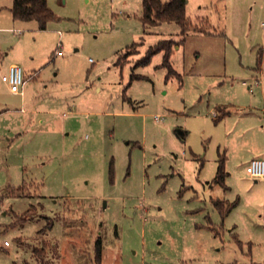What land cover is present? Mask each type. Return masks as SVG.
Here are the masks:
<instances>
[{
	"label": "rangeland",
	"instance_id": "rangeland-1",
	"mask_svg": "<svg viewBox=\"0 0 264 264\" xmlns=\"http://www.w3.org/2000/svg\"><path fill=\"white\" fill-rule=\"evenodd\" d=\"M13 2L0 63L27 80L14 93L0 72V264H264V177L247 172L264 158V0H187L200 30L173 74L163 52L136 66L183 38L146 26L143 0H47L45 29Z\"/></svg>",
	"mask_w": 264,
	"mask_h": 264
},
{
	"label": "trees",
	"instance_id": "trees-1",
	"mask_svg": "<svg viewBox=\"0 0 264 264\" xmlns=\"http://www.w3.org/2000/svg\"><path fill=\"white\" fill-rule=\"evenodd\" d=\"M11 12L15 19L38 20L41 29H45L47 23L54 19V14L48 6L47 0H14ZM141 19L146 26H155L163 22H177L182 27L181 35L183 38L180 41H175L173 39L160 40L157 44L151 46L147 54L136 64V66L148 65L155 54L163 52V65L170 69L171 74L176 73L170 61L174 47L184 42L190 30H200L197 25L193 24L190 17L187 16V0H143V13ZM131 54L132 52L128 51L126 58L131 56ZM224 174V165L221 163L216 181L223 180L225 178ZM216 205L220 207L223 214L230 210V208L225 210L221 201H218ZM97 250L100 256L102 250L100 240L97 242Z\"/></svg>",
	"mask_w": 264,
	"mask_h": 264
},
{
	"label": "built area",
	"instance_id": "built-area-1",
	"mask_svg": "<svg viewBox=\"0 0 264 264\" xmlns=\"http://www.w3.org/2000/svg\"><path fill=\"white\" fill-rule=\"evenodd\" d=\"M58 54H62V51H58ZM1 79L10 86V90L14 93H21L26 82L24 71L17 64L9 65ZM247 172L254 178L264 177V159L253 158L247 165ZM5 245H9V242L5 241Z\"/></svg>",
	"mask_w": 264,
	"mask_h": 264
},
{
	"label": "crops",
	"instance_id": "crops-1",
	"mask_svg": "<svg viewBox=\"0 0 264 264\" xmlns=\"http://www.w3.org/2000/svg\"><path fill=\"white\" fill-rule=\"evenodd\" d=\"M0 58H1V54H0ZM7 69H8V66H5V65H3V60L1 61V63H0V72H2V74L3 73H5L6 71H7ZM27 80V79H26ZM25 84H26V82H25ZM11 91V90H10ZM12 92V91H11ZM19 94H21V95H24V91H23V89H22V92L21 93H19ZM259 158H261V157H259ZM264 159V158H263ZM5 244V243H4ZM10 245V244H9ZM9 245H6V246H9Z\"/></svg>",
	"mask_w": 264,
	"mask_h": 264
}]
</instances>
